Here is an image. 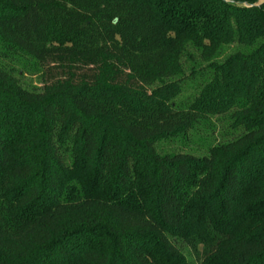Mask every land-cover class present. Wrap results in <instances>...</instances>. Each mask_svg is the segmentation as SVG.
Returning a JSON list of instances; mask_svg holds the SVG:
<instances>
[{"label": "trees", "instance_id": "trees-1", "mask_svg": "<svg viewBox=\"0 0 264 264\" xmlns=\"http://www.w3.org/2000/svg\"><path fill=\"white\" fill-rule=\"evenodd\" d=\"M258 1L0 0V264H264Z\"/></svg>", "mask_w": 264, "mask_h": 264}, {"label": "rangeland", "instance_id": "rangeland-1", "mask_svg": "<svg viewBox=\"0 0 264 264\" xmlns=\"http://www.w3.org/2000/svg\"><path fill=\"white\" fill-rule=\"evenodd\" d=\"M263 1V0H259ZM229 53V50L227 51ZM188 67V65H187ZM189 70H187L188 72ZM21 82L23 85L27 86L28 88H37L41 86V80L40 76L37 73H24V75L21 77ZM190 87L187 85L183 91L182 96H186L187 94L190 93ZM216 130L213 132V138H216L217 140L222 139V135H220L224 130H227V122L225 120H222V122H216ZM208 136L211 137V130L207 132ZM158 150L161 153H167V152H175L178 150H183L186 152H190L193 154H200L202 153V150H204V146L202 143H199L198 139L196 136H193L192 138L189 139L186 147H181V144L177 140L169 141V140H163L159 146ZM182 248L183 254L185 255L187 262L189 264H194V259L193 256L187 247L186 244L180 243L179 245Z\"/></svg>", "mask_w": 264, "mask_h": 264}, {"label": "water", "instance_id": "water-1", "mask_svg": "<svg viewBox=\"0 0 264 264\" xmlns=\"http://www.w3.org/2000/svg\"><path fill=\"white\" fill-rule=\"evenodd\" d=\"M264 1V0H263ZM263 1H258L256 4H253V5H249V6H258V5H260Z\"/></svg>", "mask_w": 264, "mask_h": 264}]
</instances>
